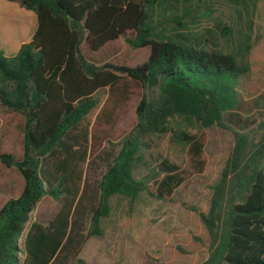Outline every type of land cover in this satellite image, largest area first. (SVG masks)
Instances as JSON below:
<instances>
[{
	"label": "trees",
	"instance_id": "16d2710c",
	"mask_svg": "<svg viewBox=\"0 0 264 264\" xmlns=\"http://www.w3.org/2000/svg\"><path fill=\"white\" fill-rule=\"evenodd\" d=\"M4 1L33 12L36 27L14 56L0 50V107L23 122L21 157L0 154V162L23 180L19 196L0 209V264H20L21 253L26 264H51L67 245L68 211L45 226H27L43 198L71 195L64 168L71 134L96 107L98 91L121 94V78L137 83L142 96L134 108L136 123L116 145L100 180V204L91 211L88 236L100 233L111 197L132 202L146 193L168 200L189 176L200 174L202 132L215 127L231 133L233 147L212 186L207 213L192 208L209 236L208 256L200 264H264V119L255 120L264 113V96L245 99L239 87L249 71L261 0ZM218 3L234 17V26L225 28L233 44L228 51L207 49L184 33L191 31V13ZM165 5L174 8L166 19L169 28L154 20V11ZM118 39L131 49L148 48L146 61L100 65L86 54ZM169 133L185 149L187 167L163 159L148 177L135 179L143 139ZM54 154L63 155L58 175L42 168Z\"/></svg>",
	"mask_w": 264,
	"mask_h": 264
},
{
	"label": "rangeland",
	"instance_id": "374dc122",
	"mask_svg": "<svg viewBox=\"0 0 264 264\" xmlns=\"http://www.w3.org/2000/svg\"><path fill=\"white\" fill-rule=\"evenodd\" d=\"M173 10L172 5L157 7L154 20H163L169 28L166 19ZM191 14L195 16L189 21L191 31H184L189 38L211 50L228 51L233 47L225 28L235 22L226 5L218 3L208 11ZM35 27L33 12L0 0V50L6 57L14 56L22 44L30 41ZM252 40L249 71L239 85L245 99L264 96V0L255 10ZM86 54L100 65L134 67L146 61L149 49H131L124 39H118ZM119 87L121 94L115 96L107 90L98 91L96 107L71 134L70 151L64 160L71 195L58 201L43 198L27 227L34 222L45 226L61 210L68 211V243L51 264H78L77 260L83 264H200L208 256L209 236L192 208L208 211L212 186L233 147V137L227 130L214 127L202 132L204 169L189 176L168 200L158 201L146 193L132 202L120 196L111 197L109 213L100 220V233L88 236L91 211L100 204V180L116 154V145L135 125L134 108L142 96L141 87L125 78H121ZM256 119L263 120L264 113L256 114ZM22 124L19 115L0 107V154L21 157ZM163 159L180 169L187 167L185 149L172 141L170 133L145 137L133 177H148ZM62 160L63 155L54 154L42 168L47 174L58 175ZM22 187L23 180L17 171L0 162V209L9 199L18 197ZM22 240L23 237L19 241L21 249ZM20 264H26L23 253Z\"/></svg>",
	"mask_w": 264,
	"mask_h": 264
}]
</instances>
